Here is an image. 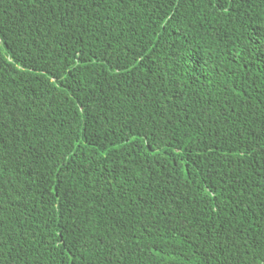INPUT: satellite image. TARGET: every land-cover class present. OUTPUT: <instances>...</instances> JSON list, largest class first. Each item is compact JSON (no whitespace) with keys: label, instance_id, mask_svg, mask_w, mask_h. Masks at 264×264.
Returning a JSON list of instances; mask_svg holds the SVG:
<instances>
[{"label":"trees","instance_id":"trees-1","mask_svg":"<svg viewBox=\"0 0 264 264\" xmlns=\"http://www.w3.org/2000/svg\"><path fill=\"white\" fill-rule=\"evenodd\" d=\"M0 264H264V0H0Z\"/></svg>","mask_w":264,"mask_h":264}]
</instances>
